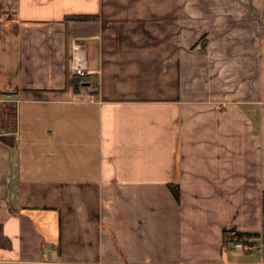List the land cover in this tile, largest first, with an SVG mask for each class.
I'll return each mask as SVG.
<instances>
[{
	"label": "crops",
	"instance_id": "obj_1",
	"mask_svg": "<svg viewBox=\"0 0 264 264\" xmlns=\"http://www.w3.org/2000/svg\"><path fill=\"white\" fill-rule=\"evenodd\" d=\"M263 36L261 0H0V264H264Z\"/></svg>",
	"mask_w": 264,
	"mask_h": 264
},
{
	"label": "trees",
	"instance_id": "obj_2",
	"mask_svg": "<svg viewBox=\"0 0 264 264\" xmlns=\"http://www.w3.org/2000/svg\"><path fill=\"white\" fill-rule=\"evenodd\" d=\"M94 16L90 15H68L65 17V21L68 22L69 20H90L94 19ZM208 43V37L204 36L200 39V41L194 46V48H197L198 46H202V50L206 51V46ZM85 78L83 77H74L73 79V86L75 92L79 91V88L81 84L83 83ZM170 189L174 195V197L180 201L181 197V189H180V183L177 180L174 183L169 184ZM263 209H264V198H263ZM258 233L255 232H237V231H225L224 232V245L229 242H237L242 243L244 249H249V247H252L255 243L252 242L250 239L257 237Z\"/></svg>",
	"mask_w": 264,
	"mask_h": 264
},
{
	"label": "rangeland",
	"instance_id": "obj_3",
	"mask_svg": "<svg viewBox=\"0 0 264 264\" xmlns=\"http://www.w3.org/2000/svg\"><path fill=\"white\" fill-rule=\"evenodd\" d=\"M261 3H262L263 15H264V0H261ZM238 11H242V9H240ZM237 38L241 39V38H245V37H237ZM238 54L240 55V52H238ZM258 80H262V85H263L262 86L263 87V93H262L263 102L260 103V105H257V106L255 105L253 107L247 106L246 108L248 110H250V111H252L253 109H261L262 107L264 109V36L262 37V51H261V58H260V65H259ZM257 115H258V113H257ZM258 116H260V114Z\"/></svg>",
	"mask_w": 264,
	"mask_h": 264
},
{
	"label": "water",
	"instance_id": "obj_4",
	"mask_svg": "<svg viewBox=\"0 0 264 264\" xmlns=\"http://www.w3.org/2000/svg\"><path fill=\"white\" fill-rule=\"evenodd\" d=\"M0 141L12 146V145H14V136L13 135H7V134H1L0 135Z\"/></svg>",
	"mask_w": 264,
	"mask_h": 264
},
{
	"label": "built area",
	"instance_id": "obj_5",
	"mask_svg": "<svg viewBox=\"0 0 264 264\" xmlns=\"http://www.w3.org/2000/svg\"><path fill=\"white\" fill-rule=\"evenodd\" d=\"M77 73L79 74V75H85L86 74V72L82 69V68H78L77 69ZM3 111V101L0 99V113ZM1 134H3V131H0V135ZM237 246L238 247H242L243 246V244L242 243H238L237 244ZM251 247H249V249H250Z\"/></svg>",
	"mask_w": 264,
	"mask_h": 264
},
{
	"label": "bare ground",
	"instance_id": "obj_6",
	"mask_svg": "<svg viewBox=\"0 0 264 264\" xmlns=\"http://www.w3.org/2000/svg\"><path fill=\"white\" fill-rule=\"evenodd\" d=\"M84 70V69H83ZM85 71V70H84ZM86 72V71H85Z\"/></svg>",
	"mask_w": 264,
	"mask_h": 264
}]
</instances>
